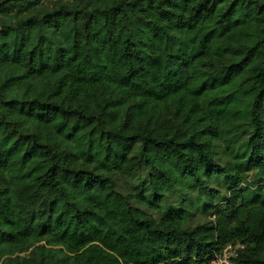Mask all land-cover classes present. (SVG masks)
Segmentation results:
<instances>
[{
    "label": "trees",
    "instance_id": "trees-1",
    "mask_svg": "<svg viewBox=\"0 0 264 264\" xmlns=\"http://www.w3.org/2000/svg\"><path fill=\"white\" fill-rule=\"evenodd\" d=\"M228 248L264 264V0H0V264Z\"/></svg>",
    "mask_w": 264,
    "mask_h": 264
},
{
    "label": "built area",
    "instance_id": "built-area-1",
    "mask_svg": "<svg viewBox=\"0 0 264 264\" xmlns=\"http://www.w3.org/2000/svg\"><path fill=\"white\" fill-rule=\"evenodd\" d=\"M223 258V259H222ZM220 263H224V264H233L228 260V256L226 255V253H223L221 259L219 260H215L213 261L212 264H220Z\"/></svg>",
    "mask_w": 264,
    "mask_h": 264
},
{
    "label": "rangeland",
    "instance_id": "rangeland-1",
    "mask_svg": "<svg viewBox=\"0 0 264 264\" xmlns=\"http://www.w3.org/2000/svg\"><path fill=\"white\" fill-rule=\"evenodd\" d=\"M231 252H232V251H231V250H229V248H228V249L224 250V252H223V253H226V255L228 256V255H229ZM223 253H222V254H223ZM222 254H221V255H222ZM221 255H220V256H218V258H217L216 260H219V259H221V257H222ZM222 259H223V258H222Z\"/></svg>",
    "mask_w": 264,
    "mask_h": 264
}]
</instances>
